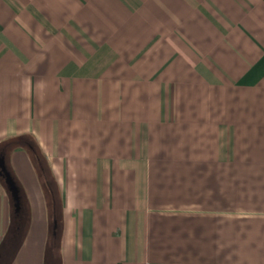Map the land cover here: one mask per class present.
Returning a JSON list of instances; mask_svg holds the SVG:
<instances>
[{"label": "crops", "instance_id": "1", "mask_svg": "<svg viewBox=\"0 0 264 264\" xmlns=\"http://www.w3.org/2000/svg\"><path fill=\"white\" fill-rule=\"evenodd\" d=\"M2 153L0 264H264V0H0Z\"/></svg>", "mask_w": 264, "mask_h": 264}, {"label": "trees", "instance_id": "2", "mask_svg": "<svg viewBox=\"0 0 264 264\" xmlns=\"http://www.w3.org/2000/svg\"><path fill=\"white\" fill-rule=\"evenodd\" d=\"M29 149L31 150V154H32V160L34 162V165L36 166V168L38 169V171L40 173L42 172H46L48 170V165H47V161L45 159V157L43 156L42 152L40 151L38 145L36 142H33L30 144ZM5 153H2L0 155V158L4 157ZM1 171V170H0ZM2 180H4V176H2ZM48 184H50L48 182ZM13 219H12V241L10 242H5V244L0 248L3 249L4 247L7 249H11V252H14L16 250V248H18V244L21 241V237H22V232H23V224L21 223V219H19V215L16 213L13 214ZM57 242V238L56 236L50 240L49 245H50V249L53 248L54 245H56ZM48 256H51V252H48ZM13 256V254L10 255V257ZM2 259V258H0ZM4 261L1 262V264H3Z\"/></svg>", "mask_w": 264, "mask_h": 264}, {"label": "water", "instance_id": "3", "mask_svg": "<svg viewBox=\"0 0 264 264\" xmlns=\"http://www.w3.org/2000/svg\"><path fill=\"white\" fill-rule=\"evenodd\" d=\"M0 169H1V174L5 178V182L8 185L10 192L12 194V197L15 201V207L16 211L18 212L20 210V195H19V190L18 187L10 174V172L7 170V167L5 165V160L2 158L0 160Z\"/></svg>", "mask_w": 264, "mask_h": 264}]
</instances>
